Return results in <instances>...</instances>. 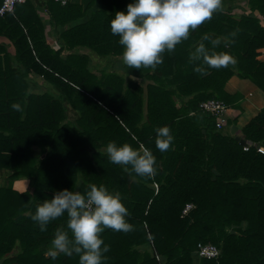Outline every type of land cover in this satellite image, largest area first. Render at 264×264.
Listing matches in <instances>:
<instances>
[{
  "label": "trees",
  "instance_id": "obj_1",
  "mask_svg": "<svg viewBox=\"0 0 264 264\" xmlns=\"http://www.w3.org/2000/svg\"><path fill=\"white\" fill-rule=\"evenodd\" d=\"M129 2L92 0L86 8L54 2L56 26L85 19L61 34L58 50L47 43L44 23L29 2L16 7L31 8L26 16L0 19V34L16 41L22 65L0 72V170L31 178L24 193L0 188V264H79L76 254H49L54 231L66 217L40 231L31 216L55 190L84 192L90 183L119 191L132 225L127 232L106 228L101 233L109 245L104 264H194L199 244L221 252L218 259L200 264H264V153L258 151L264 149V108L241 130V138L253 143L247 151L229 132L231 121L221 131L217 119L200 109L210 99L236 107L241 94L226 91L233 76L264 92V26L252 15L231 18L224 8L227 0H221L211 19L163 53L155 69H129L146 81L144 91L133 81L124 85L117 74L97 79L90 56L77 51L86 47L99 56H122L109 20ZM249 4L264 15V0ZM201 43L229 53L234 61L206 74L194 71L201 61L192 60L191 53ZM31 72L51 84L53 93H31ZM13 102L20 110L11 108ZM68 102L78 110L76 120L68 116ZM163 125L173 140L161 152L154 129ZM110 140L150 148L156 173L142 178L110 162L105 152ZM189 204L194 208L183 216ZM16 243L19 253H14Z\"/></svg>",
  "mask_w": 264,
  "mask_h": 264
},
{
  "label": "clouds",
  "instance_id": "obj_2",
  "mask_svg": "<svg viewBox=\"0 0 264 264\" xmlns=\"http://www.w3.org/2000/svg\"><path fill=\"white\" fill-rule=\"evenodd\" d=\"M221 8V0H130L125 10H117L109 20L110 31L118 36L122 46V63L130 68H151L163 62V53L171 52L194 30L211 19ZM212 45L219 40H212ZM191 59L201 61L194 71L206 74L210 68H221L234 61L227 52L200 44L191 53ZM11 108L20 110L13 102ZM155 145L158 150H168L173 135L167 125L157 126ZM105 152L110 162L125 166L137 176L151 178L156 173V157L152 150L130 143H106ZM129 210L119 191L109 190L104 184L90 183L84 192L63 188L55 190L49 198L35 205L31 219L40 231H46L51 221L66 217L51 240L52 255H78L79 264H104L109 252L101 233L106 228L127 232ZM70 233V234H69Z\"/></svg>",
  "mask_w": 264,
  "mask_h": 264
},
{
  "label": "crops",
  "instance_id": "obj_3",
  "mask_svg": "<svg viewBox=\"0 0 264 264\" xmlns=\"http://www.w3.org/2000/svg\"><path fill=\"white\" fill-rule=\"evenodd\" d=\"M91 1L92 0H71V3L86 8ZM236 1H240V2L243 1L242 3L244 4L245 9L250 11V15L257 17L258 19H262L263 17L264 20V15H261L258 11L253 12L251 10V6L249 4L250 0H227L226 3H233ZM27 2H29V5H31V7L34 9L36 15L44 23L46 41L54 50L60 49L61 34L66 29L85 20V19L80 20L72 25L68 24L64 27L56 26L52 22V14H51V10L53 9L52 7H54L56 3H54L52 0H27ZM22 7L19 6L13 13H10L9 17L15 19L22 16L24 17L26 16L23 15L25 11H31V8L24 9ZM237 8L243 10V8L239 5L237 6ZM16 50H17L16 41L11 37H9L8 35H4L1 33L0 34V72L2 70H5L9 65H11V67L14 69L22 68L21 63L16 59V52H17ZM85 50L89 51V49L86 47L77 48V51L80 52L81 54L84 53L87 54L86 52H83ZM68 53L69 52H65L64 55H67ZM87 55H89V52ZM6 56L10 57V61L6 59ZM27 80H28L30 92L34 89L35 85L45 82V80L42 77H40L34 72L28 74ZM226 91L229 92L230 94L240 93L242 96L241 99L238 101L237 106L232 107V109H234V112H232L231 114L232 116L230 120H234V123L231 124L230 128L237 126L239 127V129L240 127L242 129L246 124H248V122L252 118H254L261 111L262 108H264V92L261 91L256 85H254L249 80L241 79L238 76H233L226 85ZM241 136H243V134H241ZM5 171L6 169L0 170L1 187H5L4 185L5 183L4 174L6 173ZM25 184L26 186L28 185V183H26V179L18 180V181L15 180L12 188L16 191H25L27 189V188H23Z\"/></svg>",
  "mask_w": 264,
  "mask_h": 264
},
{
  "label": "rangeland",
  "instance_id": "obj_4",
  "mask_svg": "<svg viewBox=\"0 0 264 264\" xmlns=\"http://www.w3.org/2000/svg\"><path fill=\"white\" fill-rule=\"evenodd\" d=\"M242 2L243 1H241V2L240 1H236V2H233V3H225L224 8H225V10L227 11V13L229 14V16L231 18L240 19L244 15H246V16L250 15V11L245 9V6H244V4ZM238 5L241 6L243 8V10L237 8ZM259 22H260L261 25L264 26L263 17H262V19H259ZM83 52H86L87 54L89 52V56H90V59H91V64H90L89 68H90V71L96 76L97 79H101L102 80L104 78V76L117 74L118 76L123 78L124 85H126L127 83L133 81L136 84L140 85L142 88H144V91H146L145 90L146 81L141 79V78H137V77L133 76L130 73L129 69L127 70L126 66L123 65V63H122V56H114V55L99 56L95 51H93L91 49H89V51L85 50ZM262 59H264V52L262 54ZM53 88L54 87L51 84H49L47 81H45V82H42V83H39V84L35 85L34 89L31 91V93H33V94H42V93H46V92L47 93H53V91L55 90ZM176 102H177V106L180 107V102L179 101H176ZM66 106H67V109H68V116H69L70 120H76L78 118V116H79L78 110L74 109L69 102L67 103ZM232 112H234V109H232V107L229 106L227 116L224 117V120H222L223 122H220L221 126L220 127L216 126L219 130H221V131L224 130V129L226 130L227 122H229V120H230V118L232 116L231 115ZM217 121H218V119H217ZM230 121H232V123H234V120H230ZM216 125H217V123H216ZM235 125H236V123H235ZM242 129H241V127L239 129V127L234 126V127L229 128L228 130H229V132H231L233 134V136L243 137V136H241V134H242L241 130ZM102 150H104V147L101 149V151ZM89 163H91V160L85 162V164L87 166H89ZM5 172H6L4 174V176H5L4 177L5 178V183H4L5 187H7V186L13 187V184H14L15 180L18 181V180L26 179V183H28V185L26 186V184H25L23 186V188H27V189L25 191H18V192L19 193H24V192H26L27 190L30 189L31 178H28V177H25V176H14V175H12V174H14V172H12L10 170H6ZM86 186H88V185L86 184ZM0 188H1V184H0ZM28 214H30V213H28ZM61 224L63 225L64 223L61 222ZM43 249L47 250V247H43ZM20 250H21V248L19 246V243H16V245L14 247V253H17V252L19 253ZM50 250L52 251V248ZM49 254H51V253H49ZM194 260H195L194 264H200L199 259L195 258ZM159 262H160V264L162 263V261H159Z\"/></svg>",
  "mask_w": 264,
  "mask_h": 264
},
{
  "label": "built area",
  "instance_id": "obj_5",
  "mask_svg": "<svg viewBox=\"0 0 264 264\" xmlns=\"http://www.w3.org/2000/svg\"><path fill=\"white\" fill-rule=\"evenodd\" d=\"M27 0H2V5L0 7V18H3L5 15L13 13L18 5L26 3ZM54 2L62 5L67 6L71 3V0H54ZM200 109L210 114L211 116L218 119L217 121V127L221 126L220 122H223L224 117L227 116L229 106L218 99H210L207 101H204L200 104ZM195 113H191V115H194ZM249 148L245 147V150L247 151ZM258 151L261 153H264L263 148H258ZM194 206L192 204H189L186 206V208L183 211V216H187L191 210H193ZM221 255L220 250L212 245V244H199L197 247V250L195 252V258L202 260V259H218ZM159 259V258H158Z\"/></svg>",
  "mask_w": 264,
  "mask_h": 264
},
{
  "label": "water",
  "instance_id": "obj_6",
  "mask_svg": "<svg viewBox=\"0 0 264 264\" xmlns=\"http://www.w3.org/2000/svg\"><path fill=\"white\" fill-rule=\"evenodd\" d=\"M236 139H237V140L240 142V144H241L242 146H244V147H248V146H250V145L253 144L251 141L246 140L245 138L237 137ZM255 146L258 147V144H255Z\"/></svg>",
  "mask_w": 264,
  "mask_h": 264
}]
</instances>
